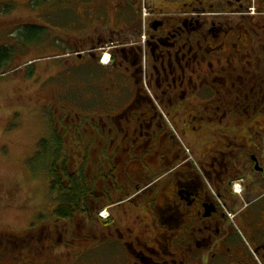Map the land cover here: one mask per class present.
Wrapping results in <instances>:
<instances>
[{
	"label": "flooded vegetation",
	"instance_id": "obj_1",
	"mask_svg": "<svg viewBox=\"0 0 264 264\" xmlns=\"http://www.w3.org/2000/svg\"><path fill=\"white\" fill-rule=\"evenodd\" d=\"M83 7L108 29L68 49L100 70L106 120L81 127L83 153L79 130L51 148L81 206L0 232V264H264V0Z\"/></svg>",
	"mask_w": 264,
	"mask_h": 264
},
{
	"label": "rangeland",
	"instance_id": "obj_2",
	"mask_svg": "<svg viewBox=\"0 0 264 264\" xmlns=\"http://www.w3.org/2000/svg\"><path fill=\"white\" fill-rule=\"evenodd\" d=\"M83 4L85 0H0V46L12 51L5 73L0 72V232L20 230L37 213L51 218L44 168L51 157L58 160L53 141L60 132L73 136L81 127L87 133L97 114L106 120L99 108L104 98L99 92L93 103L92 96L100 70L68 49L74 35L83 29L89 33L84 27L108 29L107 14L92 12L93 18ZM106 53L101 49L97 54ZM83 131L80 140L71 141L82 153ZM71 161L70 168L75 165ZM100 214V220L108 219V210ZM1 264L14 263L4 259Z\"/></svg>",
	"mask_w": 264,
	"mask_h": 264
},
{
	"label": "trees",
	"instance_id": "obj_3",
	"mask_svg": "<svg viewBox=\"0 0 264 264\" xmlns=\"http://www.w3.org/2000/svg\"><path fill=\"white\" fill-rule=\"evenodd\" d=\"M11 47L6 45L0 46V72L5 73V67L9 65L11 60ZM7 72V71H6ZM45 143V140L43 141ZM41 142V143H43ZM49 160L47 167L44 169L47 172V178L49 179V191L52 196L53 205L55 207L54 214L56 217H70L71 212L74 209L81 206V198L85 190L83 186L78 188V179L71 178L68 182V186L64 188L62 184V178L60 172L58 171L56 162L57 159Z\"/></svg>",
	"mask_w": 264,
	"mask_h": 264
}]
</instances>
